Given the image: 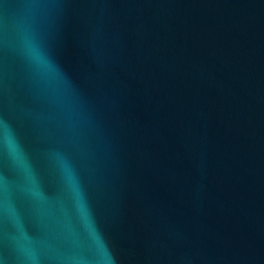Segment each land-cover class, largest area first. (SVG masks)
<instances>
[{"label":"water","instance_id":"obj_1","mask_svg":"<svg viewBox=\"0 0 264 264\" xmlns=\"http://www.w3.org/2000/svg\"><path fill=\"white\" fill-rule=\"evenodd\" d=\"M0 264H264V0H0Z\"/></svg>","mask_w":264,"mask_h":264},{"label":"snow or ice","instance_id":"obj_2","mask_svg":"<svg viewBox=\"0 0 264 264\" xmlns=\"http://www.w3.org/2000/svg\"><path fill=\"white\" fill-rule=\"evenodd\" d=\"M15 148L11 130L7 127L3 119H0V148Z\"/></svg>","mask_w":264,"mask_h":264}]
</instances>
